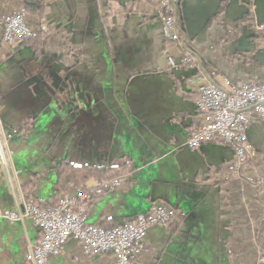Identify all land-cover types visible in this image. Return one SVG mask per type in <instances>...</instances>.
I'll return each mask as SVG.
<instances>
[{"label":"crops","instance_id":"crops-1","mask_svg":"<svg viewBox=\"0 0 264 264\" xmlns=\"http://www.w3.org/2000/svg\"><path fill=\"white\" fill-rule=\"evenodd\" d=\"M28 1L36 0H0V16ZM156 2L45 0L42 20L30 13L26 20L33 33L47 25L45 42L5 43L0 35V206L23 209L25 193L54 202L62 195L59 161L122 168L126 182L87 207V223L114 225L152 205L183 215L174 228L150 226L134 264H250L245 249L253 248L234 240L230 226L236 211H264L262 196L247 181L221 183L209 172L232 159L230 146L185 142L199 118L201 86L264 81V38L249 26L229 32L248 13L264 23V0H184L176 43L164 38ZM185 50L196 66L180 63ZM246 134L264 154V122L251 120ZM38 238L30 220L0 219V264H28L24 255ZM109 260L84 255L69 238L47 264Z\"/></svg>","mask_w":264,"mask_h":264},{"label":"built area","instance_id":"built-area-1","mask_svg":"<svg viewBox=\"0 0 264 264\" xmlns=\"http://www.w3.org/2000/svg\"><path fill=\"white\" fill-rule=\"evenodd\" d=\"M184 0H159L157 9L162 22L164 38L179 41V29L171 14ZM164 13H167L165 15ZM264 38V23L252 21ZM45 31L46 27L41 26ZM0 35L5 43H16L31 36L25 21L23 9L13 14L0 16ZM180 63L196 66L197 59L185 50ZM170 66L176 65L172 59ZM198 120L187 138L185 145L196 149L202 143L219 142L233 150L234 173L251 160L254 148L250 145L246 129L254 118L264 122V81H241L229 89L214 82L200 87L195 101ZM0 161L5 163L0 134ZM128 178L126 173L111 178H92L91 185L84 184L70 195H61L54 202L42 205L43 200L27 197L23 209L0 206V219L15 222L30 220L39 232L37 241L29 247L24 258L28 264H47L52 256L63 253L69 238L80 243L84 255L108 254L106 264H134L145 250L144 241L147 230L152 225L168 228L175 216V210L167 205H152L147 212L139 213L123 223L103 226L87 223L86 210L98 191L116 190ZM254 264H264L261 256Z\"/></svg>","mask_w":264,"mask_h":264},{"label":"trees","instance_id":"trees-1","mask_svg":"<svg viewBox=\"0 0 264 264\" xmlns=\"http://www.w3.org/2000/svg\"><path fill=\"white\" fill-rule=\"evenodd\" d=\"M158 3L159 0H157L156 2L157 6ZM26 7H30V10L32 12H35V14H37V17L41 19L46 10L45 0L24 2L23 6L19 10L21 9L25 10ZM177 11H178V6H176L173 9L171 14L174 16L175 23L179 29V41H180L182 33L178 23ZM13 13L15 12L6 13V14H13ZM164 14L167 15V13ZM252 21L253 19L251 17V14L248 13L245 17H242L241 19L234 21L231 24V28L229 32L231 34H236L237 31H240L244 26H249L250 28H253L255 30V33L258 35V37L261 38L263 34L262 31L258 30L256 28V25ZM47 37H48L47 32L38 29L36 33L31 32V36L21 41L19 44H31L33 41H37L38 44H41L45 42V40H47ZM70 49L71 48L69 47V44H67V50L69 51ZM254 152H255L254 157L251 160L247 161V163L241 165L239 169L236 171V173H234L232 159L225 164H221L216 167L209 168V172L211 173V175H215L221 183H230L233 179H237L240 181H247L248 183L254 186L255 192H257L259 195L262 196L263 204H264V154L256 151L255 149ZM248 167L250 172L245 173L244 170ZM53 170L56 173L57 178L59 179L58 181L60 188L59 190L61 191V194L62 195L66 194L70 196L73 194L75 189L83 188L85 182L90 178L108 179L118 174L124 173V170L122 168L115 169L112 167H104L97 165L82 166V165H75L70 162H63V161L56 162L53 166ZM65 174L69 175V178L66 180L61 178ZM105 192L107 191H102V190L98 191L93 196L91 203L97 198L101 197ZM25 195L26 197H30L29 193H25ZM41 203L42 205H46L51 202L42 201ZM173 209L175 210V216L173 218V221L168 227L169 229L174 228L175 225L179 226L183 219V215L177 209V207H173ZM236 215H237V219L235 220L233 219L230 226L233 229V233L236 231L235 232L236 238H234V240L239 241L238 239L239 237L241 238V240L243 239V243L251 246L253 250H256V252L258 253L256 255L259 259L260 256H264V211H236ZM133 217L134 216H130L114 225L128 221ZM100 224L103 226H112V225H107L104 222H101ZM245 239L247 241H245ZM239 242L237 243L240 244ZM255 262L256 261H253L250 264H254Z\"/></svg>","mask_w":264,"mask_h":264},{"label":"rangeland","instance_id":"rangeland-1","mask_svg":"<svg viewBox=\"0 0 264 264\" xmlns=\"http://www.w3.org/2000/svg\"><path fill=\"white\" fill-rule=\"evenodd\" d=\"M25 11V21L27 20V18H28V13H30V14H34L35 16L34 17H36L34 20H37V19H39V18H37V14H35L34 12H28V10L27 9H25L24 10ZM31 11V10H30ZM43 18V17H42ZM42 20V19H41ZM26 23H28L27 21H26ZM35 24L37 25V23L35 22ZM28 25V24H27ZM42 25H44L45 27H46V30H45V32H47V35H48V33H49V31H51V30H49L48 28H47V25L45 24V23H41V25L39 24V29H41V26ZM29 27V26H28ZM30 29V28H29ZM31 31V30H30ZM32 32V31H31ZM48 38V37H47ZM23 41V40H22ZM21 41H19V42H16V43H20ZM69 52V51H68ZM71 52V51H70ZM123 174V173H122ZM246 248V247H245ZM244 250V249H243ZM247 250V253H248V255L249 256H252L253 257V259H254V261H256L257 262V259H258V257H257V255H256V250H254V252L252 251L253 249H251L250 247H248V248H246L245 249V251ZM261 257V256H260ZM259 257V258H260ZM255 262V263H256Z\"/></svg>","mask_w":264,"mask_h":264}]
</instances>
